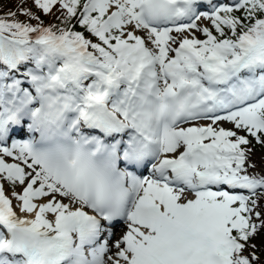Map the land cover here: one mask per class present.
I'll use <instances>...</instances> for the list:
<instances>
[{
  "label": "snow or ice",
  "instance_id": "6c2138e0",
  "mask_svg": "<svg viewBox=\"0 0 264 264\" xmlns=\"http://www.w3.org/2000/svg\"><path fill=\"white\" fill-rule=\"evenodd\" d=\"M11 3L0 264H264V0Z\"/></svg>",
  "mask_w": 264,
  "mask_h": 264
},
{
  "label": "trees",
  "instance_id": "16d2710c",
  "mask_svg": "<svg viewBox=\"0 0 264 264\" xmlns=\"http://www.w3.org/2000/svg\"><path fill=\"white\" fill-rule=\"evenodd\" d=\"M2 6L7 9L10 7H14V5L11 3V0H2Z\"/></svg>",
  "mask_w": 264,
  "mask_h": 264
},
{
  "label": "rangeland",
  "instance_id": "374dc122",
  "mask_svg": "<svg viewBox=\"0 0 264 264\" xmlns=\"http://www.w3.org/2000/svg\"><path fill=\"white\" fill-rule=\"evenodd\" d=\"M260 152H261V150H260V149H258V150H257V159H259V158H260Z\"/></svg>",
  "mask_w": 264,
  "mask_h": 264
}]
</instances>
